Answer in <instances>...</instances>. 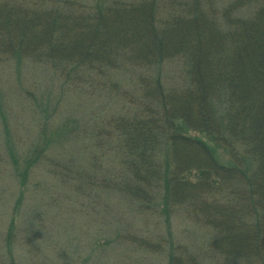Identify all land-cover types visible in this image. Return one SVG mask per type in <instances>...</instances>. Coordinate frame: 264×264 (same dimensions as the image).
<instances>
[{"label":"trees","instance_id":"trees-1","mask_svg":"<svg viewBox=\"0 0 264 264\" xmlns=\"http://www.w3.org/2000/svg\"><path fill=\"white\" fill-rule=\"evenodd\" d=\"M82 3L0 0V63L113 87L125 110L92 133L119 156L106 188L208 229L174 264H264V0Z\"/></svg>","mask_w":264,"mask_h":264},{"label":"rangeland","instance_id":"rangeland-1","mask_svg":"<svg viewBox=\"0 0 264 264\" xmlns=\"http://www.w3.org/2000/svg\"><path fill=\"white\" fill-rule=\"evenodd\" d=\"M165 69L172 77L178 67ZM62 78L27 60L0 63V264H174L201 255L210 239L194 211L137 208L106 188L119 156L113 138L98 146L92 133L125 110L113 87Z\"/></svg>","mask_w":264,"mask_h":264}]
</instances>
